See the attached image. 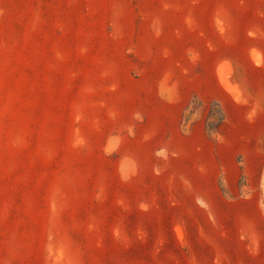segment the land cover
Returning <instances> with one entry per match:
<instances>
[{
  "label": "rangeland",
  "instance_id": "obj_1",
  "mask_svg": "<svg viewBox=\"0 0 264 264\" xmlns=\"http://www.w3.org/2000/svg\"><path fill=\"white\" fill-rule=\"evenodd\" d=\"M0 264H264V0H0Z\"/></svg>",
  "mask_w": 264,
  "mask_h": 264
},
{
  "label": "trees",
  "instance_id": "obj_2",
  "mask_svg": "<svg viewBox=\"0 0 264 264\" xmlns=\"http://www.w3.org/2000/svg\"><path fill=\"white\" fill-rule=\"evenodd\" d=\"M213 105H216L218 108H217V111L215 114L214 123L207 129H209L210 133H218L220 126H221L223 119H224V113L221 110V108L218 106V104L214 103ZM213 115L214 114L207 112V117H212Z\"/></svg>",
  "mask_w": 264,
  "mask_h": 264
},
{
  "label": "bare ground",
  "instance_id": "obj_3",
  "mask_svg": "<svg viewBox=\"0 0 264 264\" xmlns=\"http://www.w3.org/2000/svg\"><path fill=\"white\" fill-rule=\"evenodd\" d=\"M255 56H256V55H255ZM254 58H255V57H254ZM258 61H259V60H258ZM224 73H225V72H224ZM220 80H223V79L220 78ZM222 84L224 85V82H223V81H222ZM226 85H227V84H226ZM226 88H227V87H226ZM227 90H228V89H227ZM234 92H235V91H234ZM233 95H234V94H233Z\"/></svg>",
  "mask_w": 264,
  "mask_h": 264
},
{
  "label": "crops",
  "instance_id": "obj_4",
  "mask_svg": "<svg viewBox=\"0 0 264 264\" xmlns=\"http://www.w3.org/2000/svg\"><path fill=\"white\" fill-rule=\"evenodd\" d=\"M222 126H223V124H221V126H220V129H219V132L221 131V129H222ZM219 132H218V133H219Z\"/></svg>",
  "mask_w": 264,
  "mask_h": 264
}]
</instances>
